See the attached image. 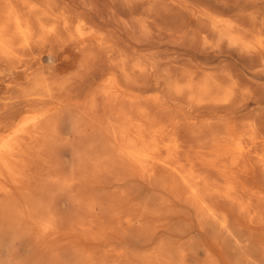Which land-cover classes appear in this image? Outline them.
Segmentation results:
<instances>
[{
  "label": "bare ground",
  "instance_id": "obj_1",
  "mask_svg": "<svg viewBox=\"0 0 264 264\" xmlns=\"http://www.w3.org/2000/svg\"><path fill=\"white\" fill-rule=\"evenodd\" d=\"M0 264H264V0H0Z\"/></svg>",
  "mask_w": 264,
  "mask_h": 264
},
{
  "label": "rangeland",
  "instance_id": "obj_2",
  "mask_svg": "<svg viewBox=\"0 0 264 264\" xmlns=\"http://www.w3.org/2000/svg\"><path fill=\"white\" fill-rule=\"evenodd\" d=\"M29 78H30V76H29L28 72L27 73L21 72V74H20V76H19V78L17 80L10 79V76L7 75L3 85L10 86V85L14 84L13 82L17 81L20 85L26 86ZM6 92H7V90L5 91V93L2 94V97L5 100H7V98L9 97V95Z\"/></svg>",
  "mask_w": 264,
  "mask_h": 264
}]
</instances>
